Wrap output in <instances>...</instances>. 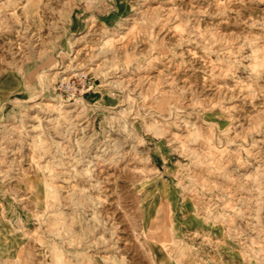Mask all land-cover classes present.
Segmentation results:
<instances>
[{
  "label": "rangeland",
  "instance_id": "obj_1",
  "mask_svg": "<svg viewBox=\"0 0 264 264\" xmlns=\"http://www.w3.org/2000/svg\"><path fill=\"white\" fill-rule=\"evenodd\" d=\"M26 3L0 0V264H264V0Z\"/></svg>",
  "mask_w": 264,
  "mask_h": 264
},
{
  "label": "bare ground",
  "instance_id": "obj_2",
  "mask_svg": "<svg viewBox=\"0 0 264 264\" xmlns=\"http://www.w3.org/2000/svg\"><path fill=\"white\" fill-rule=\"evenodd\" d=\"M27 1V3L25 4V5H28V3H30V2H32V1H34V0H26ZM29 10V9H28ZM45 53H43V52H41V53H39L38 54V56L39 57H41V55H44ZM47 54V53H46ZM48 56V55H47ZM51 57V56H50ZM29 58H33L32 57V55H30V56H27L25 59H22V62H21V64L20 65H18L19 67V69L18 70H21L22 71V67H24L25 66V64H26V62H27V60L29 59ZM40 59V58H39ZM42 59V58H41ZM42 61V60H41ZM56 67V66H55ZM35 68V67H34ZM36 69V68H35ZM20 73V72H19ZM24 73H25V71H24ZM38 73V72H37ZM36 73V74H37ZM45 73V72H44ZM10 77L9 78H11L12 76H14V79H10L11 81H9V84L10 85H12V84H14V82L15 81H17V79H18V77H17V72L15 71L14 72V70H11L10 71ZM76 74V73H75ZM39 75H41V74H39ZM43 75V74H42ZM68 77V76H67ZM116 77H117V79L116 80H113L112 82L113 83H116V82H119V83H121V84H124V83H127V85H129L130 86V83H131V79L130 78H124V76H123V74L122 73H120L119 75H116ZM37 78V77H36ZM25 79V78H24ZM63 79V78H62ZM22 79L21 78H19V82L21 81ZM23 81V80H22ZM27 81V80H26ZM25 81V82H26ZM29 81V80H28ZM116 81V82H115ZM126 85V86H127ZM128 88V87H127ZM129 89V88H128ZM132 89H134V88H132ZM130 90V89H129ZM162 94V93H161ZM45 105V108L47 109V111L48 110H55V116H54V118L57 120V121H59V122H62V124L63 123H66V124H64V131L62 132V133H64V136H68V134H69V136L73 133V128L76 126V124H77V120H78V117H79V114H80V111H79V108H80V104L79 103H73V104H68V103H66V102H64V101H57V102H53V103H51V102H47V103H45L44 104ZM43 107V106H42ZM81 109V108H80ZM54 112V111H53ZM50 115V114H49ZM56 121V122H57ZM42 122V121H41ZM54 122V121H53ZM56 124H58V123H56ZM81 124V123H80ZM54 128V127H53ZM55 129V128H54ZM76 129H78L77 128V126H76ZM66 131H68L67 133H66ZM74 132H75V130H74ZM69 136L67 137V138H69ZM1 144V143H0ZM4 146V145H3ZM63 148V147H62ZM67 149V148H66ZM65 149V150H66ZM67 151H68V149H67ZM68 152H70V151H68ZM71 153H72V151H71ZM64 162V161H63ZM52 256V255H51ZM52 258V257H51Z\"/></svg>",
  "mask_w": 264,
  "mask_h": 264
}]
</instances>
